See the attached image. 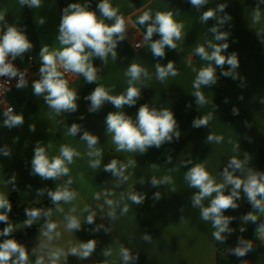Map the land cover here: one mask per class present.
Listing matches in <instances>:
<instances>
[{
	"label": "crops",
	"instance_id": "crops-1",
	"mask_svg": "<svg viewBox=\"0 0 264 264\" xmlns=\"http://www.w3.org/2000/svg\"><path fill=\"white\" fill-rule=\"evenodd\" d=\"M73 2L83 4L85 0H43L38 9L22 7L19 0H0V12L6 15L7 23L24 28L33 43V49L25 53L23 59L17 58L14 61V65L25 73L28 87H15L7 95L6 105L0 106V147L6 146L11 151L9 157L0 155V193L7 195L12 204L8 216L14 214L15 205L49 198L46 191L38 196V189L54 190L71 179L69 188L77 193L72 202L60 204L63 212L57 211L55 205L45 208L52 211L51 217L47 219L57 225L51 240L43 235L46 231L45 222L34 232L19 237L22 230L28 228L23 221L14 226L15 231L9 237L0 236V242L13 238L23 244L29 252V264H35L37 256L43 258L44 264H50L47 258L49 250L61 249L67 252L80 241L86 242L89 239L97 241L93 254L86 260L69 255L66 264H104L105 259L106 264H122L119 254L121 245L133 254L139 253L136 264H216L218 241L212 235L215 229L211 222L200 218L198 208L192 207L191 197L198 190L191 188L184 179L185 172L191 165H182L187 160H192L193 164L203 162L206 170L219 183L222 182L221 172L229 159L235 156L242 160L244 154L248 153V166L259 171V150L264 138V44L261 43V38H264V4L259 5L260 21L253 22L252 11L258 0H208V4L200 11L193 8L189 0H110L112 6L118 8L119 13L129 22V26H136L138 31L128 32L127 38L118 44L115 60L110 55L106 64H102L99 58L93 60L94 66L100 69L97 83H87L79 75L66 76L69 87L78 93V109L74 113L58 116L48 108L42 97L32 94L31 85L32 81L39 78L41 47L47 45L50 51L60 50L56 37L62 9ZM98 3L99 0H91L90 7L96 10ZM220 3L228 5L225 12L232 17L231 21L221 27V31L230 33L229 48L225 55L233 52L237 54L238 79L221 76L222 69L217 67L216 85L201 89L208 103L196 105L193 83L197 72L193 69L198 71L207 66V62L196 56L194 50L197 45H206L207 41L213 40V34L208 29L216 24L212 19L203 24L199 16ZM144 11L153 15L157 11H173L174 19L184 25V39L176 42V50L166 48L163 59L154 58L146 45L134 47L137 40L142 41V33L146 30V25L136 23ZM41 17L46 20L43 25L37 23ZM153 39H159V35L154 34ZM169 60L175 62L179 74L160 81L156 78L155 64L159 62L166 65ZM130 63L146 68L150 78L143 80L142 85H136L141 87V97L136 105H125L122 111L135 119L139 107L146 103L150 107L170 108L181 132L179 140L165 143L159 149L152 147L144 154L117 152L111 136L106 134L105 118L109 112L118 109L106 102L98 112L90 113V102L84 99L97 84L110 90L111 95L125 92L128 87L125 72ZM227 68L225 65L224 70ZM241 96L243 99H240ZM188 105L191 107H187ZM8 106L13 107L15 113L23 114L22 126L13 129L2 126V112ZM233 107L239 110V115L232 114ZM212 111L213 118L207 127H192L195 118ZM81 116L84 118L80 119ZM72 123L81 126V132L76 136L68 134V127ZM30 125H35L34 132L29 130ZM85 130L99 137L97 147L103 151L100 168L89 166L92 158L87 154L86 144L80 140ZM209 133L221 136L222 141L207 142ZM38 141L46 147L49 158L59 155L61 145H67L80 153L68 165L69 176L58 180H42L38 175L31 174V160ZM48 144H51L50 148L47 147ZM237 144L240 148L234 150ZM168 157H171L170 163ZM112 159L124 163L129 159L136 161L135 167H129L125 173L127 181L118 182L110 172L104 171L103 165ZM13 174L16 177L14 185L7 182ZM165 176L172 178L171 184L155 187L151 185L152 177L160 180ZM141 179L143 184L139 182ZM132 190L145 195L142 204H132L127 199L128 192ZM157 191L161 193V198L154 200L153 196ZM13 193L14 199L11 198ZM241 195V199L237 201L239 207L227 210L225 215L235 219L241 213L247 202L242 192ZM109 199L114 202V219L108 216L110 208L105 201ZM203 203L207 206L210 200L206 199ZM125 204L128 206L126 213L122 212ZM73 208L75 212L72 211ZM85 208L95 213L92 225L83 223L89 214L83 211ZM66 215H75L81 219V230L74 233L67 230L64 219ZM257 215L258 222H264V214ZM101 224L109 231L105 232L104 228L93 231ZM241 226L246 230L242 233L239 231L228 245L227 264H241L242 260L244 264H264V244L255 235L257 225L241 222ZM144 234L151 236L150 241L141 238ZM240 237L253 241L254 247L245 257L237 258L229 249L237 246ZM109 247L112 255L106 258L102 253ZM34 248L36 255L32 254ZM57 264H65L64 257Z\"/></svg>",
	"mask_w": 264,
	"mask_h": 264
},
{
	"label": "clouds",
	"instance_id": "clouds-1",
	"mask_svg": "<svg viewBox=\"0 0 264 264\" xmlns=\"http://www.w3.org/2000/svg\"><path fill=\"white\" fill-rule=\"evenodd\" d=\"M43 0H19V4L30 9H38L42 6ZM189 3L197 11L204 8L208 4V0H189ZM91 0L69 3L62 9V15L58 26V34L56 40L59 42L60 50L50 51L47 45L41 47L39 56L41 57V66L39 67V78L32 81V94L37 97H42L45 104L56 115L65 113H74L78 109V93L76 90L69 87V81L66 78L68 75L82 76L87 83H97L100 69L93 64L95 58H99L102 64H106L109 55L112 59H116L118 52V44L127 38L129 22L119 13V9L113 7L110 0H99L96 5V10L90 7ZM260 4H264V0H258L256 8L252 11L253 22H259L261 18ZM226 3H220L215 8H208L199 16L200 22L206 24L210 19L215 20L209 32L213 34V40L206 42V45H197L195 47V55L201 60L207 62V66L199 69L194 68L197 72L193 83L195 89L193 97L196 105H205L208 103L202 88H211L216 85L218 77L216 69H222L220 75L238 79L236 70L239 68V59L235 52L225 55L229 48L228 39L230 33L221 31V27L232 17L225 12ZM224 13V15H218ZM111 21V24L106 23ZM46 22L44 17H41L37 23L43 25ZM139 25H146V30L142 33L143 39L137 44V47L146 45L151 50V55L154 58L163 59L166 56L165 49L176 50L177 41L184 39L182 23H178L174 19L173 11L161 12L157 11L154 15L149 11H144L136 21ZM154 34L159 35V39H153ZM258 34V33H257ZM259 35V34H258ZM260 36V35H259ZM261 43L264 44V38H261ZM33 49V43L29 40L26 31L22 27H17L15 24H8L6 15L0 12V77H6L5 83L9 84L11 79L17 78L15 85L17 89L28 87V80L25 73L20 71L13 63L17 58L23 59L24 54ZM210 50V51H209ZM225 65L228 66L224 70ZM156 78L160 81H165L169 76H177L179 73L175 67V62L169 60L166 65L159 62L155 64ZM128 77V87L125 92L119 95H111L110 90L99 86L84 97L89 101L88 111L90 113L98 112L103 105L111 103L118 111L109 112L105 118L106 134L111 136L112 143L116 146L117 152H129L144 154L150 148L159 149L165 143H171L174 139L179 140L181 132L179 124L175 118L174 112L167 107H150L149 104H143L139 107L135 119L127 115L122 109L125 105L132 107L136 105L141 97V87L143 80L149 79V72L146 68L137 63H130L125 72ZM10 91V88L4 89ZM240 99H243L241 96ZM225 99V103H227ZM187 107H191L188 105ZM213 107H216L213 105ZM214 112H209L205 116H199L192 121V127L200 128L207 127L209 121L213 118ZM233 115H239V110L236 107L232 109ZM2 115L3 127L13 129L24 124L23 114L14 112L13 107L4 108ZM84 117L81 116L80 119ZM247 126V124H246ZM29 130L34 132L35 125H30ZM81 132V126L77 123H72L68 127V134L76 136ZM221 136L212 135L209 133L206 141L220 143ZM80 140L84 142L88 148V156L91 157L89 166L91 168H100L102 164L103 151L97 147L99 137L91 134L89 131H83ZM47 147H51L48 144ZM237 144L234 150L239 149ZM0 155L5 157L11 156V151L6 146L0 147ZM80 153L75 149L61 145L59 155L49 158L46 147L39 141L34 147V155L31 160V174L38 175L42 180H58L61 177L69 176L70 169L68 165L74 162L75 157H79ZM168 162H171V157H168ZM249 154L245 153L243 159L232 157L221 172L222 182H217L216 179L206 170L203 162L193 164L192 160H187L182 165H191L185 172L184 179L191 188L198 191L191 197L192 207L198 208L200 218L206 222H211L215 231L212 235L218 242L224 243L227 235L232 234L235 230L229 225L234 217L227 216L224 213L229 210H235L239 207L238 200L243 197L252 206L253 211L244 214L240 219L243 224H256V238L264 244V222H258V215L264 214V171L255 170L248 166ZM136 161L129 159L126 163L117 159H112L103 169L110 172L117 178L118 182L128 180L125 175L129 167H135ZM15 174L9 181L10 184H15ZM144 183L143 179L139 181ZM71 179L64 186H57L52 189H38L37 195H43L45 191L50 198L56 210L63 212L60 207L61 203H70L76 199L77 193L70 190L69 185ZM153 187L158 185H167L172 183L170 176H165L160 180L155 177L150 181ZM98 198V197H97ZM123 198V197H122ZM154 200L161 198L159 191L154 193ZM127 199L132 204H142L145 200V195L134 190L128 192ZM210 200V203L205 206L204 201ZM105 203L109 206L110 211L108 216L115 218V207L112 200H106ZM12 210L7 195L0 193V222H3L6 227L0 230V236L9 237L15 228L10 222L8 213ZM75 212V209H72ZM89 212L88 208L83 210ZM128 211L127 204L124 205L122 212ZM52 215L51 209H26L25 216L27 219L24 224L30 227L34 221L45 218L46 231L43 235L52 239V233L57 225L49 219ZM66 228L71 232L81 230L82 221L75 215H66ZM95 222V213L89 212L84 218L83 223L92 225ZM104 226L97 225L93 231H99ZM105 232L109 229L104 228ZM246 229L241 226L239 231L242 233ZM58 236L59 233H56ZM145 241H150L151 236L144 234L141 237ZM97 241L89 239L88 241H80L76 246L71 247L67 252L61 249L49 250L48 260L50 264H57L61 257H64L65 264L69 255L75 256L80 260L88 259L96 249ZM254 244L251 240H246L243 237L238 238L237 246L230 248L229 252L237 258L245 257L253 250ZM32 254L36 255V248L32 250ZM122 264H136L139 259V253L133 254L128 248L121 245L119 249ZM102 255L106 258L112 255L111 248H106ZM106 260L104 264H106ZM0 264H29V252L26 247L17 242L13 238H6L0 242ZM35 264H44L43 258L37 256ZM244 264V261H241Z\"/></svg>",
	"mask_w": 264,
	"mask_h": 264
},
{
	"label": "trees",
	"instance_id": "trees-1",
	"mask_svg": "<svg viewBox=\"0 0 264 264\" xmlns=\"http://www.w3.org/2000/svg\"><path fill=\"white\" fill-rule=\"evenodd\" d=\"M259 171H264V138H263L260 150H259ZM11 198L12 199L15 198V193L11 194ZM51 205H53V204H52L50 198H48L44 201H40V202H31V203H24L22 205H15L14 214L9 217L10 222L13 224V226H15L18 223L25 221L27 219V217L25 216V210L26 209L31 210L34 208H38V209H44L45 210V208L47 206H51ZM251 209H252V206L248 202H246L241 213L232 221V223L229 226L230 228L234 229L235 231L232 234L227 235V238H226L224 243L217 242L216 264H227L226 252H227L228 245L239 233V227H240V224L242 222L240 218L244 214L250 212ZM44 222H45V218H43V217L34 221V224L32 226L22 230V232L19 234V237L23 236L24 234L34 232ZM4 227H6V225L3 222H1L0 223V230H2Z\"/></svg>",
	"mask_w": 264,
	"mask_h": 264
},
{
	"label": "built area",
	"instance_id": "built-area-1",
	"mask_svg": "<svg viewBox=\"0 0 264 264\" xmlns=\"http://www.w3.org/2000/svg\"><path fill=\"white\" fill-rule=\"evenodd\" d=\"M130 31H138V28L136 26H129L128 32H130ZM140 42H141V40H137L134 43V47L135 48H141L142 45L137 47V44L140 43ZM13 63H14V61H13ZM68 76H71V75H68ZM5 81H7L6 77H0V106H5L6 105V97L15 88V85H16V83L18 81V77L11 79L9 84L5 83ZM8 87L10 88V91H7V92L4 91V89H6Z\"/></svg>",
	"mask_w": 264,
	"mask_h": 264
},
{
	"label": "rangeland",
	"instance_id": "rangeland-1",
	"mask_svg": "<svg viewBox=\"0 0 264 264\" xmlns=\"http://www.w3.org/2000/svg\"><path fill=\"white\" fill-rule=\"evenodd\" d=\"M16 66V65H15ZM17 67V66H16Z\"/></svg>",
	"mask_w": 264,
	"mask_h": 264
}]
</instances>
